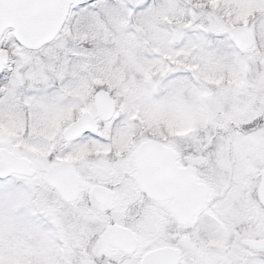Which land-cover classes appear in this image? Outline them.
<instances>
[{
  "label": "snow or ice",
  "instance_id": "1",
  "mask_svg": "<svg viewBox=\"0 0 264 264\" xmlns=\"http://www.w3.org/2000/svg\"><path fill=\"white\" fill-rule=\"evenodd\" d=\"M0 264H264V0H0Z\"/></svg>",
  "mask_w": 264,
  "mask_h": 264
}]
</instances>
